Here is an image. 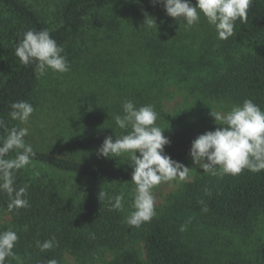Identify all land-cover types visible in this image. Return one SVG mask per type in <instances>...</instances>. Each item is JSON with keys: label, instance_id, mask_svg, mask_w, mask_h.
I'll return each mask as SVG.
<instances>
[{"label": "trees", "instance_id": "1", "mask_svg": "<svg viewBox=\"0 0 264 264\" xmlns=\"http://www.w3.org/2000/svg\"><path fill=\"white\" fill-rule=\"evenodd\" d=\"M112 1L0 0V119L7 129L17 126L8 116L10 104L19 100L31 103L40 85L34 65L25 66L15 56L23 33L48 29L64 48L63 55L68 51L74 54L71 58H77L83 50H75L71 44L79 38L85 43L87 29L101 31V13ZM108 24L115 25L116 30L122 26L115 21ZM201 26L206 35L200 44L198 65L180 62L192 72L210 68L209 74L201 78V91L208 97L231 98L238 104L251 99L264 110V0H251L246 20L236 21L233 35L227 40H219L205 18ZM131 27L132 35L143 31L138 24ZM111 38L112 35L107 40ZM142 46L150 52L148 60L152 64L162 59L178 60V50L163 39L150 38ZM95 108L97 115L85 121L88 128L78 137V150H72L73 156L34 150L36 155L31 163L15 172V187L27 186L29 207L9 212V197L0 192V208L12 218V225L4 230L10 228L19 237L13 249L19 259L9 258L5 264H48L49 259L63 264L65 253L82 257L103 249L118 250L133 237L142 241L144 259L136 251H126L109 264H264V244L246 258L233 256L221 260L206 254L187 234L186 226L189 218L200 217L210 228L252 231L264 216V170L245 169L235 176L206 174L176 194L161 216L140 227H130L125 223L124 208L112 207V198L119 195L116 188L135 186L131 181L130 156L104 161L94 151L106 137L112 136L115 141L116 136L130 129H120L105 111ZM112 110L123 114L122 106ZM217 127L220 126L168 129L163 135L170 144L165 145L164 153L183 163L191 158L192 141ZM4 135L6 129L0 128V137ZM9 156H15V152ZM68 178L86 186L70 184ZM101 191L106 194L102 201ZM53 237L55 246L41 252L37 241Z\"/></svg>", "mask_w": 264, "mask_h": 264}, {"label": "rangeland", "instance_id": "2", "mask_svg": "<svg viewBox=\"0 0 264 264\" xmlns=\"http://www.w3.org/2000/svg\"><path fill=\"white\" fill-rule=\"evenodd\" d=\"M191 3L194 5L196 0H191ZM204 18L201 14L199 22L188 28L182 21L168 16L162 4L154 5L153 0L112 1L101 13V31L87 29L85 43L79 38L74 46L71 44L75 50L81 48L82 55L71 58L74 54L66 52L69 71L57 73L48 69L40 77L39 88L31 102L34 113L25 125L16 121L17 126L29 130L25 141L34 150L71 157L72 150H78V137L83 136L88 128L85 121L97 115L93 112L95 106L113 118L118 112L112 109L121 107L125 100H131L136 107L151 105L157 113L156 125L164 130L163 134L168 129L220 126L209 115L211 109L228 111L238 103L231 98L208 97L201 91V78L209 74L210 68H197L192 72L180 63L193 62L198 65L200 44L206 35L201 26ZM147 20L153 22L152 27L147 26ZM108 21L122 26L116 30L115 25L108 24ZM133 24L143 29L140 35H132ZM111 35L112 38L107 40ZM102 38L106 41H102ZM150 38L173 44L171 47L178 50V60L169 58L165 62L162 59L150 63V52L142 46ZM185 75L189 76L188 80L183 79ZM98 149L96 147L94 150L97 157ZM127 155L125 153L118 158ZM98 158L108 161L112 157ZM182 164L190 168L185 179L177 177L153 189L154 217L161 216L172 198L187 184L207 174L193 163L192 158ZM68 181L86 186L84 182ZM134 188L129 185L116 188L119 195L123 194L126 216L133 210ZM11 225V215L0 208V231ZM186 226L187 234L202 246L206 254L221 260L233 256L246 258L252 250L264 244V216L247 233L210 228L200 217L189 218ZM126 251H136L144 259L143 243L133 237L118 250L103 249L82 257L65 253L63 264H109Z\"/></svg>", "mask_w": 264, "mask_h": 264}, {"label": "clouds", "instance_id": "3", "mask_svg": "<svg viewBox=\"0 0 264 264\" xmlns=\"http://www.w3.org/2000/svg\"><path fill=\"white\" fill-rule=\"evenodd\" d=\"M250 2L196 0L193 5L191 0H153L154 5L162 4L168 16L182 21L188 28L197 24L203 14L208 24L214 27L219 40H227L233 35L237 20H246ZM146 23L148 27L153 26L151 20ZM63 53L64 48L52 38L48 29L25 31L15 48V56L22 64L34 65L33 71L38 79L48 69L57 73L69 71V62ZM10 108L8 116L19 121L20 125L27 124L35 111L25 100L12 102ZM122 109L123 115L117 114L113 119L120 129L130 131L116 136L115 141L112 136L106 137L97 155L110 158L129 154L133 169L131 181L135 188L131 204L133 210L125 217V223L130 227H140L156 215L153 189L177 177L185 179L190 168L164 153L170 140L156 125L157 113L151 105L136 107L131 100H125ZM209 115L220 127L206 131L192 141L189 155L193 163L213 176H235L245 169L251 172L264 170V110L253 100L245 99L228 111L211 109ZM0 128L6 129V135L0 137V192L8 195L7 209L12 212L30 206L26 198L27 186L15 187L14 174L26 168L36 153L25 141L29 134L27 127L7 129L4 120L0 119ZM12 152L15 156H9ZM105 195L103 191L99 193L100 201ZM123 199V194L114 196L112 207L123 210ZM181 231H184L183 226ZM18 239L17 232L10 228L0 231V264H5L9 258L19 259L13 251ZM54 246V237L37 241L41 252ZM48 264H58V261L49 259Z\"/></svg>", "mask_w": 264, "mask_h": 264}]
</instances>
